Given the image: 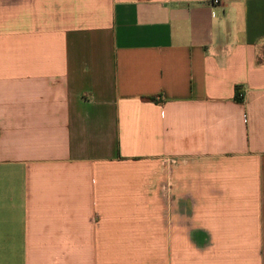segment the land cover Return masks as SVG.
I'll return each mask as SVG.
<instances>
[{
	"label": "crops",
	"instance_id": "0c3cea01",
	"mask_svg": "<svg viewBox=\"0 0 264 264\" xmlns=\"http://www.w3.org/2000/svg\"><path fill=\"white\" fill-rule=\"evenodd\" d=\"M0 264H264V0H0Z\"/></svg>",
	"mask_w": 264,
	"mask_h": 264
},
{
	"label": "built area",
	"instance_id": "2783aa9c",
	"mask_svg": "<svg viewBox=\"0 0 264 264\" xmlns=\"http://www.w3.org/2000/svg\"><path fill=\"white\" fill-rule=\"evenodd\" d=\"M210 3L211 4H219L220 3V0H210Z\"/></svg>",
	"mask_w": 264,
	"mask_h": 264
}]
</instances>
